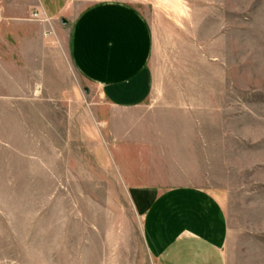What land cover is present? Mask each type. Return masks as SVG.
I'll return each instance as SVG.
<instances>
[{
	"label": "rangeland",
	"instance_id": "obj_1",
	"mask_svg": "<svg viewBox=\"0 0 264 264\" xmlns=\"http://www.w3.org/2000/svg\"><path fill=\"white\" fill-rule=\"evenodd\" d=\"M133 4L199 25L152 28L143 107L20 75L0 40V264H153L136 196L181 186L221 203L226 264H264V0Z\"/></svg>",
	"mask_w": 264,
	"mask_h": 264
},
{
	"label": "crops",
	"instance_id": "obj_2",
	"mask_svg": "<svg viewBox=\"0 0 264 264\" xmlns=\"http://www.w3.org/2000/svg\"><path fill=\"white\" fill-rule=\"evenodd\" d=\"M141 1L182 0H0V40L13 45L20 75L88 83L113 110L143 107L163 95L153 87L152 28L199 25L177 4L172 23L160 8L154 20L142 4H133ZM135 200L153 264H226V217L211 192L191 186L149 189Z\"/></svg>",
	"mask_w": 264,
	"mask_h": 264
},
{
	"label": "built area",
	"instance_id": "obj_3",
	"mask_svg": "<svg viewBox=\"0 0 264 264\" xmlns=\"http://www.w3.org/2000/svg\"><path fill=\"white\" fill-rule=\"evenodd\" d=\"M37 17V14H33V18H36Z\"/></svg>",
	"mask_w": 264,
	"mask_h": 264
}]
</instances>
